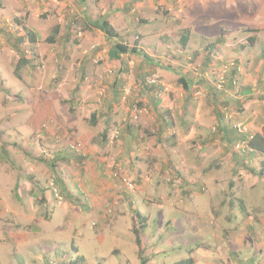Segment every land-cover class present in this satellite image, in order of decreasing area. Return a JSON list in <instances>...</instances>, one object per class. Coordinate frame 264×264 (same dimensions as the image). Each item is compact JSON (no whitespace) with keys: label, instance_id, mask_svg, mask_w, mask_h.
I'll use <instances>...</instances> for the list:
<instances>
[{"label":"rangeland","instance_id":"obj_1","mask_svg":"<svg viewBox=\"0 0 264 264\" xmlns=\"http://www.w3.org/2000/svg\"><path fill=\"white\" fill-rule=\"evenodd\" d=\"M140 1L112 19L115 40L140 51L123 56L121 80L101 49L80 57L104 40L80 19L40 15L38 41L16 49L27 21L0 13L15 34L0 41V264H134L152 248L166 264H264V178L245 170L261 157L223 141L264 126V0ZM56 26L69 48L45 41ZM39 158H57L69 197L40 200L54 186Z\"/></svg>","mask_w":264,"mask_h":264},{"label":"crops","instance_id":"obj_2","mask_svg":"<svg viewBox=\"0 0 264 264\" xmlns=\"http://www.w3.org/2000/svg\"><path fill=\"white\" fill-rule=\"evenodd\" d=\"M137 4L143 5V1L140 0H0V13L6 14V15H17L20 16L22 15L23 22L27 21L26 26L24 27V34L22 35L21 38H18L17 43L12 41V46H15L18 48L19 43L27 40L29 43L30 39L26 35L27 33H32L34 35L35 43L38 41V37L35 34L36 33V24L39 22V16H48L49 20L50 18H53L55 15L60 17H76L80 19V23L84 25L85 30L89 31L91 34L92 30L98 31L96 29H92L90 27L91 21H95L99 18H103L107 23L114 29V31L117 33L118 29L114 26V23L112 22L113 18H121L123 17L124 14L128 11V9L131 6H138ZM141 7V6H140ZM133 11V9H132ZM50 15V17H49ZM61 29L63 30V33H68L69 28H58L53 27L51 34L45 39V41L50 42L51 44L58 42L57 38H60L61 42V50L66 49V45L69 48L71 43L68 42V40L65 39L64 34H61V37H56L57 34L61 33ZM65 29V30H64ZM68 31V32H67ZM100 32V31H99ZM248 33V32H247ZM6 34L11 36L12 38L14 37L15 39V34H11V32L6 31L5 28H0V41H4L7 44H9V40L6 36ZM103 43L101 46H99L98 43L93 47L91 46L88 50L89 52H84V55L80 57L84 59L85 62H89L91 58L95 56V54L100 55V53H96L97 50L101 49V53L104 55L107 60L113 63H118L119 64V72L117 73L118 75L116 76V79L121 80L123 76L122 68H123V56L127 55H121L119 60H112L108 56V52L111 47V43L109 42L103 33ZM56 35V36H55ZM118 35V34H117ZM119 37V36H118ZM50 38H53L52 40H48ZM225 38V37H224ZM223 38V35L220 34V36L217 37V42L220 41V43L225 42ZM66 42V45L65 43ZM118 42V41H117ZM31 44V45H35ZM40 43V42H38ZM105 43H107V48L106 50L104 49ZM122 43V42H120ZM30 44V43H29ZM123 44V43H122ZM126 45V44H125ZM39 46V44H38ZM128 46V45H127ZM81 46L78 45L77 48L79 49ZM129 47V46H128ZM136 48V46H133ZM132 48V47H129ZM137 50V48H136ZM76 53L79 55V53L76 51ZM53 54V53H52ZM52 54L50 53L49 57H52ZM62 55V53L60 52ZM139 54V51H138ZM97 55L95 58H97ZM140 55V54H139ZM75 54L72 56L74 57ZM21 57H24L25 60H29L26 55H21ZM20 57V58H21ZM79 57V56H78ZM19 58V59H20ZM80 58V59H81ZM145 58V57H144ZM150 60V59H149ZM83 62V64L85 63ZM153 63V62H152ZM137 80V78H135ZM243 96H239L238 98H242ZM218 99V97H216ZM214 102H217L214 100ZM200 103V104H199ZM188 108L192 109V113L194 114V117L190 118V122L194 123L192 125V129H194V126L197 128L199 125H201L203 119V108H202V102H198L196 105L194 102H189L187 105ZM214 109V106L212 107ZM217 110V109H216ZM215 111V109H214ZM214 119H217V117L213 116ZM199 128V127H198ZM251 136V135H250ZM222 140V138H221ZM142 251H144L143 248H141ZM163 251V250H162ZM160 248H152L150 251H144L145 254L139 255V263H134V264H140L141 260L144 262V264H166L163 260H157L156 256L160 254ZM75 252H79L76 250ZM164 253V252H163ZM78 259L83 261V256L79 255ZM126 261L125 264H129Z\"/></svg>","mask_w":264,"mask_h":264},{"label":"trees","instance_id":"obj_3","mask_svg":"<svg viewBox=\"0 0 264 264\" xmlns=\"http://www.w3.org/2000/svg\"><path fill=\"white\" fill-rule=\"evenodd\" d=\"M230 1V0H229ZM92 29H96L98 31H100L101 33L104 34L105 38L109 41L112 42L111 43V47L110 50L108 52V56L110 59L112 60H119L121 55H125V54H137L138 55V50H136L135 47L129 48L127 45L122 44L120 42H117L115 39L118 38L117 33L114 31V29L107 23V21H105L103 18H99L95 21H91L90 22ZM249 33H255L258 30L257 29H253V28H248L246 30ZM28 36V38L30 39L29 43L30 44H34L35 43V39H34V35L32 33H27L26 34ZM53 38L48 39L49 41L52 40ZM255 38H248L247 41V45L245 44L244 46H242V49H245L246 47H250V44H253ZM185 41H186V37H183L181 40L182 45H185ZM51 42V41H50ZM216 43H220V41L216 42ZM209 47H212V45H210ZM18 49V48H16ZM210 49V48H209ZM140 54V51H139ZM29 63V60H25L24 57H21L20 60H18L17 63V69L19 68L20 65H26ZM140 78L141 76L138 77L137 81H139L140 83ZM180 81L182 83V86L184 88V90L188 89V86L190 84V81H187V78L185 76H181ZM145 88V87H144ZM255 99L249 98L246 99L244 101H236L235 102V106H236V110L243 112L244 110H246L249 105L253 102H255ZM92 119V124L95 125L96 123V116L95 114H93L91 116ZM224 128V127H223ZM222 128V132L224 131ZM233 128V127H232ZM230 128L229 130H227V137L224 136L223 134V141L225 142L226 146H234L237 145L239 143H243L245 144V148H243V152L245 153V155H241L242 157H254V156H259L261 157V160L258 162V166L257 167H250V168H245L246 172H248L249 174L253 175L254 177H258V178H264V126H262V128L260 129V131L254 133L251 136H247L244 135L243 133H238L236 131V129H232ZM225 132V131H224ZM106 130L104 132V136H105ZM227 150L230 149V147H226ZM225 148V149H226ZM240 155H233L232 159L234 161H236L235 163L238 164L239 163V159L241 157ZM57 158H52V159H47V158H39L40 162L46 163V165L49 167L53 179H52V183L54 186V190H47L44 192V190H41V194L42 197L40 198V200L42 202H45V200L47 199V196L50 195H59V193L63 196H70V192L66 186V183L63 181V179L58 175L57 171H56V166L54 164V162L56 161ZM56 190H58L59 192H57ZM60 196V195H59ZM136 215V219L137 218H141L138 214ZM144 228V225H139L137 224V226H135L133 228V234L135 237V245L139 248V251H141V233L142 230ZM141 254V253H140ZM140 264H144V262L141 260ZM175 264H194L192 259H187V260H182L180 262H177Z\"/></svg>","mask_w":264,"mask_h":264},{"label":"built area","instance_id":"obj_4","mask_svg":"<svg viewBox=\"0 0 264 264\" xmlns=\"http://www.w3.org/2000/svg\"><path fill=\"white\" fill-rule=\"evenodd\" d=\"M236 127V126H235ZM237 130L238 131H240L241 132V127H237ZM244 144L243 143H239V144H237V148H240V147H242ZM128 185V188L129 189H132V186L130 185V184H127ZM55 196H57V195H55ZM50 264H52V263H50Z\"/></svg>","mask_w":264,"mask_h":264}]
</instances>
